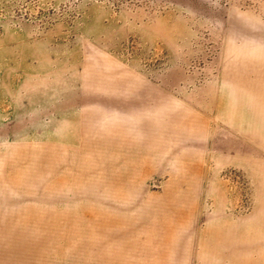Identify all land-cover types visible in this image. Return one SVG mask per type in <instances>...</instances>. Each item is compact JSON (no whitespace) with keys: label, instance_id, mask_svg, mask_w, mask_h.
I'll list each match as a JSON object with an SVG mask.
<instances>
[{"label":"rangeland","instance_id":"rangeland-1","mask_svg":"<svg viewBox=\"0 0 264 264\" xmlns=\"http://www.w3.org/2000/svg\"><path fill=\"white\" fill-rule=\"evenodd\" d=\"M0 264H264V0H0Z\"/></svg>","mask_w":264,"mask_h":264},{"label":"crops","instance_id":"crops-1","mask_svg":"<svg viewBox=\"0 0 264 264\" xmlns=\"http://www.w3.org/2000/svg\"><path fill=\"white\" fill-rule=\"evenodd\" d=\"M81 134H82V133H81V131H80V135H79V136H80V138H81Z\"/></svg>","mask_w":264,"mask_h":264}]
</instances>
